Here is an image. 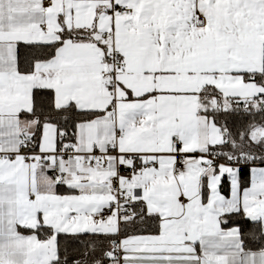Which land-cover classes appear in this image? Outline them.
Masks as SVG:
<instances>
[{"label":"snow or ice","instance_id":"obj_1","mask_svg":"<svg viewBox=\"0 0 264 264\" xmlns=\"http://www.w3.org/2000/svg\"><path fill=\"white\" fill-rule=\"evenodd\" d=\"M0 264H264V0H0Z\"/></svg>","mask_w":264,"mask_h":264}]
</instances>
